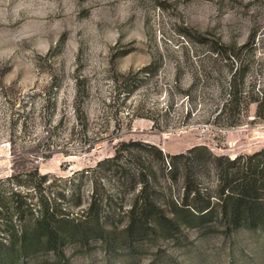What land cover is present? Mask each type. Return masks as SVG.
<instances>
[{
    "label": "rangeland",
    "instance_id": "rangeland-1",
    "mask_svg": "<svg viewBox=\"0 0 264 264\" xmlns=\"http://www.w3.org/2000/svg\"><path fill=\"white\" fill-rule=\"evenodd\" d=\"M240 59L245 83L261 87L264 0H0V177L32 166L47 174L77 231L58 252L13 264H264L259 231H163L149 220L126 231L122 211L139 185L122 188L98 167L121 141L172 155L203 144L231 158L264 148L254 104L235 123L218 114ZM151 166L148 192L179 199L182 173L169 180L157 160ZM194 177L215 182L213 172ZM92 181L102 228L85 211Z\"/></svg>",
    "mask_w": 264,
    "mask_h": 264
},
{
    "label": "trees",
    "instance_id": "trees-1",
    "mask_svg": "<svg viewBox=\"0 0 264 264\" xmlns=\"http://www.w3.org/2000/svg\"><path fill=\"white\" fill-rule=\"evenodd\" d=\"M243 48L240 46L238 50ZM248 66L245 59H240L236 65L229 64L230 74L218 114L234 119L231 123L251 104L255 106L254 118L264 122V83L261 87L245 83ZM154 160L158 161L162 172H167L169 180H176L182 173L183 192L179 199L173 197L169 189L164 202L156 192H148L149 187L156 186L151 166ZM101 166L116 174L118 186L131 189L139 185L138 192L122 211L128 220L126 231L131 232L141 225V220H149L146 223L153 230L171 231L182 226L264 233V148L231 158L214 154L203 144L172 155L149 143L121 141L113 156L98 162V167ZM88 170L79 172V177H87ZM196 170L213 172L214 184L203 187L194 177ZM13 171L9 176L0 177V264L22 263L38 253L58 252L66 242L75 240L77 233L69 229L75 223L66 213L67 207L61 205L65 195L50 191L53 183L50 184L47 174H41L34 166ZM75 176L67 179L69 184ZM92 182V194L85 211L101 227L95 210L97 184ZM69 188V197H75L76 205L80 204L77 186L72 183ZM85 228L80 234H86L88 229Z\"/></svg>",
    "mask_w": 264,
    "mask_h": 264
},
{
    "label": "built area",
    "instance_id": "built-area-1",
    "mask_svg": "<svg viewBox=\"0 0 264 264\" xmlns=\"http://www.w3.org/2000/svg\"><path fill=\"white\" fill-rule=\"evenodd\" d=\"M261 128H262V132L264 133V124L261 126ZM257 133H258V131H257Z\"/></svg>",
    "mask_w": 264,
    "mask_h": 264
}]
</instances>
